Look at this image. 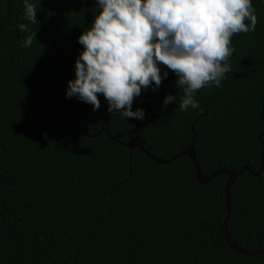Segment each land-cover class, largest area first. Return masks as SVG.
Here are the masks:
<instances>
[{"label":"trees","instance_id":"1","mask_svg":"<svg viewBox=\"0 0 264 264\" xmlns=\"http://www.w3.org/2000/svg\"><path fill=\"white\" fill-rule=\"evenodd\" d=\"M252 2L256 29L231 37L232 71L222 87L196 91L202 110L179 109L182 89L161 65L158 90L132 103L144 119L124 120L102 94L96 111L65 96L96 0H35L28 48L23 0H0V264H264L221 238L226 176L199 184L186 156L156 164L126 148L167 160L192 143L205 176L264 166V0ZM166 95L176 101L162 106ZM229 193L230 241L263 251L264 167Z\"/></svg>","mask_w":264,"mask_h":264},{"label":"clouds","instance_id":"2","mask_svg":"<svg viewBox=\"0 0 264 264\" xmlns=\"http://www.w3.org/2000/svg\"><path fill=\"white\" fill-rule=\"evenodd\" d=\"M27 23L17 25L27 33L22 46L32 45L38 24L35 0H23ZM99 12L91 26L78 36L83 50L75 58V78L67 81L66 98L100 107L97 94L107 102V111L125 118L143 120L144 109L132 110L142 89L158 90L168 71L177 77L183 96L179 109H199L197 90L222 87L232 71L231 37L256 29L252 0H96ZM176 101L166 95L162 106Z\"/></svg>","mask_w":264,"mask_h":264},{"label":"water","instance_id":"3","mask_svg":"<svg viewBox=\"0 0 264 264\" xmlns=\"http://www.w3.org/2000/svg\"><path fill=\"white\" fill-rule=\"evenodd\" d=\"M263 111H264V108H263L262 114H261V119L264 122V119L262 118ZM105 131H106V134L108 135V131L107 130H105ZM262 135H264V129H263L262 133L259 135V141H260ZM260 143L264 147V143L263 142H260ZM126 148H128L129 150L139 149L147 157L152 159L153 162H155L156 164H168V163H170L172 161H175L179 157L186 156V157H188L190 159V161H191V163H192V165L194 167L195 178H196V181L199 184H206V183L212 181L213 179H215V178H217L219 176H226L227 177V181H226V183L224 185V190H223L224 208H223V211H222V214H221V219H220V224H219L220 225L221 238H222L224 244L226 245V247L229 248L233 253H235L237 255H240V256H243V257H246V258H251V259L264 258V250L260 251V252L244 251V250L240 249L239 247H237L236 245H234L230 241V239H229V237L227 235V232H226V220H227V216H228V213H229V210H230V193H229L230 192V187L233 185V183L235 182L237 177L240 176L244 171H248L253 176L259 175L261 169H263V167H264L262 165V162H261V169L258 172H256V173H252L249 169L243 168L237 174L233 173L230 170H219V171H217V172H215V173H213L211 175L205 176L200 171V168L198 167V164L196 162L195 153H194V150L192 148V143H190L189 146L184 148L182 152H180L179 154H177V155H175V156H173V157H171V158H169L167 160H161V159H158V158L154 157L153 155L149 154L143 147H141V146H139L138 144H135V143H131L130 145L126 146ZM263 152H264V149H262V151H261V157H260L261 161H262Z\"/></svg>","mask_w":264,"mask_h":264}]
</instances>
